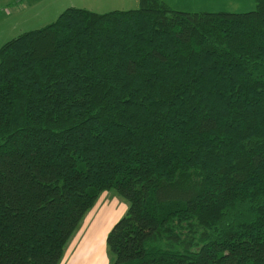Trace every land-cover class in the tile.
<instances>
[{
  "label": "trees",
  "instance_id": "1",
  "mask_svg": "<svg viewBox=\"0 0 264 264\" xmlns=\"http://www.w3.org/2000/svg\"><path fill=\"white\" fill-rule=\"evenodd\" d=\"M141 2L0 48V264H60L108 190L109 264H264V0Z\"/></svg>",
  "mask_w": 264,
  "mask_h": 264
},
{
  "label": "rangeland",
  "instance_id": "2",
  "mask_svg": "<svg viewBox=\"0 0 264 264\" xmlns=\"http://www.w3.org/2000/svg\"><path fill=\"white\" fill-rule=\"evenodd\" d=\"M164 1L176 10L189 12L226 11L238 13L250 11L256 8V0ZM67 2H70L69 4L71 6L75 4L73 6L87 8L100 13L108 12L114 9H137L142 6L141 0H69ZM59 14H48L44 10V7L40 6V2H38V0H0V48L7 41L15 38L25 31L38 29L52 23L57 19ZM96 203V206H94L87 213L82 224L86 221L85 226L88 227V223H92L93 221L96 222L95 220H98L96 218L97 216L104 217V228L107 232H110L115 223L126 214L128 209L127 201L117 194L115 190L104 191ZM110 211L113 212L111 215H109ZM82 224L80 227H82ZM88 239L93 245L99 242L98 239L94 238L90 234L85 237V241H88Z\"/></svg>",
  "mask_w": 264,
  "mask_h": 264
},
{
  "label": "crops",
  "instance_id": "3",
  "mask_svg": "<svg viewBox=\"0 0 264 264\" xmlns=\"http://www.w3.org/2000/svg\"><path fill=\"white\" fill-rule=\"evenodd\" d=\"M67 1L69 0H38L40 6H43L48 14L54 15L61 13L65 7L67 8L70 5V2ZM112 213L110 211L109 215ZM96 218L98 220L88 223V227L85 226L86 221L82 224V227L79 228L75 236L70 240L60 264H109L110 259L106 237L109 232L104 228V217L97 216ZM89 234L98 239L99 242L93 245L89 239L85 241V237Z\"/></svg>",
  "mask_w": 264,
  "mask_h": 264
}]
</instances>
